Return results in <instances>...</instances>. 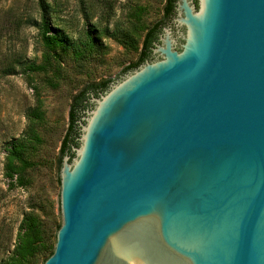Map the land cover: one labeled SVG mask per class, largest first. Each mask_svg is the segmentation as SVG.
<instances>
[{"label": "water", "instance_id": "95a60500", "mask_svg": "<svg viewBox=\"0 0 264 264\" xmlns=\"http://www.w3.org/2000/svg\"><path fill=\"white\" fill-rule=\"evenodd\" d=\"M183 40L110 83L62 157L44 264H264V0L178 1Z\"/></svg>", "mask_w": 264, "mask_h": 264}, {"label": "rangeland", "instance_id": "374dc122", "mask_svg": "<svg viewBox=\"0 0 264 264\" xmlns=\"http://www.w3.org/2000/svg\"><path fill=\"white\" fill-rule=\"evenodd\" d=\"M39 1L48 4L47 16L53 29H59L69 41L82 37L88 26L94 28V53L83 67L78 68L70 55H62L60 72L51 69L42 74L23 69L26 61L40 64L44 55ZM164 2L0 0V238L6 240L8 254L25 213H34L53 235L57 233L62 223L61 169L64 164L62 158L59 163V158L72 98L87 85L116 79L122 69L135 60L139 47L132 49L118 34L124 31L126 21H132V10L137 7L143 8L141 28L150 27L160 19ZM114 28H117L115 33ZM8 66L10 70L6 71ZM95 106L89 102L88 110H94ZM34 109L43 114L42 120L34 126L40 138L32 159L35 166L24 187L11 189L3 176L6 148L13 139L25 134L31 123L28 113ZM84 116L86 126L90 115ZM79 134L81 137L84 132L79 130ZM82 144L80 140L78 148ZM77 159L74 152L67 160L69 167L72 168ZM53 239L55 241V237Z\"/></svg>", "mask_w": 264, "mask_h": 264}, {"label": "trees", "instance_id": "16d2710c", "mask_svg": "<svg viewBox=\"0 0 264 264\" xmlns=\"http://www.w3.org/2000/svg\"><path fill=\"white\" fill-rule=\"evenodd\" d=\"M40 9L39 27L40 39L44 49L42 62L36 65L35 61L23 63V69L28 72L45 74L51 69L60 72V58L62 55H70L78 68L94 53V28L88 26L86 33L76 41H69L59 29H53L48 18L49 6L43 1L38 2ZM139 25L138 17L130 23L128 31L121 30L118 34L129 43L132 49L137 48L134 40ZM10 70L8 66L6 71ZM110 81L101 84H90L84 87L73 98L68 113V129L63 138L59 163L65 155L73 157V148L78 147L79 125L78 122L84 116V111L89 107V96L95 97L102 93ZM43 114L39 109L28 113L31 121L25 134L18 139H13L6 148L3 176L9 188L24 187L28 181L35 162L32 160L40 143L39 134L35 129V122L42 120ZM57 234V233H56ZM56 234L44 225L37 215L32 212L25 213L17 230L13 249L8 254L6 240L0 238V264H36L42 258L40 264L53 254L56 244ZM55 237V241L54 238Z\"/></svg>", "mask_w": 264, "mask_h": 264}, {"label": "flooded vegetation", "instance_id": "af4514ba", "mask_svg": "<svg viewBox=\"0 0 264 264\" xmlns=\"http://www.w3.org/2000/svg\"><path fill=\"white\" fill-rule=\"evenodd\" d=\"M178 1L179 0H165L164 6L161 9V17L158 21L153 23L150 27L146 29L141 28V17L143 8L137 7L132 10L133 13V21H135L138 17L139 25L137 26V33L135 34V42L137 44L138 52L134 61L127 64L121 71V73L117 76L116 79L125 75L128 72L134 71L138 69L141 65L152 62L155 59L160 57V54L156 51L158 46L162 45V39L164 37L165 29H168L170 32V36L173 39L176 45L173 48L176 50L177 45L183 40L184 28L180 26L177 21L178 18ZM189 5L192 6L194 11H198L199 9V0H188ZM129 20V19H128ZM131 21L125 22V31H128ZM117 31V28L113 29V33ZM113 80H105L96 84H101L107 81L108 86L110 83L114 82ZM107 86V88H108ZM106 88V89H107ZM93 95V94H91ZM94 96V95H93ZM95 97V96H94Z\"/></svg>", "mask_w": 264, "mask_h": 264}]
</instances>
